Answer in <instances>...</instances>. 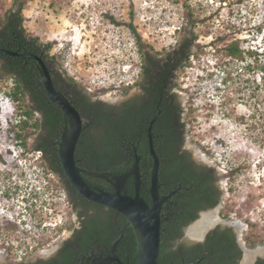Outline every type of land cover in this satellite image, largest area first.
Instances as JSON below:
<instances>
[{"label": "rangeland", "instance_id": "374dc122", "mask_svg": "<svg viewBox=\"0 0 264 264\" xmlns=\"http://www.w3.org/2000/svg\"><path fill=\"white\" fill-rule=\"evenodd\" d=\"M15 8L14 0H0V18ZM22 15L26 33L49 44L48 55L66 76L108 101L140 71L132 28L142 49L165 52L192 27L193 54L174 80L184 96L189 145L225 173L228 205L244 219L242 236L264 241V0H24ZM233 40L242 58L224 54ZM12 85L11 78L0 79L4 259L27 256L22 251L30 247L53 251L77 222L57 177L32 149L33 138L23 147L16 137L30 100L14 101Z\"/></svg>", "mask_w": 264, "mask_h": 264}, {"label": "trees", "instance_id": "16d2710c", "mask_svg": "<svg viewBox=\"0 0 264 264\" xmlns=\"http://www.w3.org/2000/svg\"><path fill=\"white\" fill-rule=\"evenodd\" d=\"M23 4L24 0H14L16 8L8 10L0 18V47L19 53L35 54L43 49L48 55L49 44L41 43L37 37L29 35L24 29ZM190 25L193 26L194 23H190ZM132 31L141 55L140 69L142 68V79L146 82L144 87L152 89L155 93L156 89L163 88L165 90L170 77L175 78L180 67L193 54L196 40L193 28L191 27L171 50L165 52L154 51L149 45L142 49L141 37L134 28ZM223 49L224 54L228 57L242 58L238 40L230 41ZM171 69L175 70V74H169ZM39 72L40 69L35 60L17 58L0 52V79L9 77L13 80L9 95L18 103L24 101L25 96L30 100V104L23 105L19 113L20 119L15 125L18 130L17 139L23 147H27L28 138H33L30 144L32 149L42 154L44 167L50 169L51 173L63 174L58 147L65 115L51 110L46 104L42 82L39 81ZM68 78L78 91L83 88L77 81ZM139 83L142 85V81ZM173 86L175 87V82ZM175 97L176 101L178 99L175 104H179L178 108L182 109L179 92H175ZM141 100L142 98L132 102L125 100L119 106H111L101 100L87 101L85 105L93 112V115L86 119L93 124L87 126L82 133L80 141L76 145L74 157L75 159L80 158L82 166L93 169L95 172L111 171L115 175H121L132 169L135 160L134 148H136L137 154L141 156L139 161L140 193L150 203L149 186L153 160L151 155L147 154V142L142 138L140 140V137L144 135L142 127L139 126L140 119L143 110L147 108L141 107ZM185 124V121L181 122L180 126ZM90 128H93L94 131L89 132ZM169 129L171 133L163 143L162 151L163 156L168 155L173 158L174 153L176 154L175 146L177 144L176 141L174 142V133L176 137L178 132L176 126L175 129L173 127ZM91 135L96 136L95 143L89 141L88 138ZM177 158L163 164V172L166 173L168 182L165 189L170 194L167 201L172 200L180 203L178 208L172 206L171 214L167 215L169 219L161 222L157 264H238L242 251L235 242L236 235L230 234L232 232L229 227L222 230L221 234L207 235L203 242L196 243L190 248L175 244V239L181 234L182 228L196 217V213L192 212L193 195L187 191L188 189L182 188V186L192 187L193 180L188 167L179 166ZM98 180L100 183L105 182L101 177ZM67 183L69 182L67 181ZM59 184L61 186V183ZM125 184V192L133 195V174L126 178ZM102 185L106 191H111L110 187H106L103 183ZM178 186L181 188L177 189ZM92 202V207L97 211V215L83 221L82 229L78 230L77 235H71L62 240L58 251L49 257L26 264H90V260L79 261L80 251L86 252L100 246L108 248L114 243H116L117 253L121 259L129 264H134L138 254V239L132 224L130 223L126 227L128 219L124 215L118 223L115 222L112 219L114 209L108 207L105 210L103 209L105 206L102 204ZM78 214L80 216L81 212ZM120 233L123 235H119ZM245 241L248 248H254L264 242L256 240L252 235H245ZM3 264L25 263L23 261H7ZM257 264H264V258L259 259Z\"/></svg>", "mask_w": 264, "mask_h": 264}, {"label": "flooded vegetation", "instance_id": "af4514ba", "mask_svg": "<svg viewBox=\"0 0 264 264\" xmlns=\"http://www.w3.org/2000/svg\"><path fill=\"white\" fill-rule=\"evenodd\" d=\"M35 54V53H34ZM39 56L43 59L47 68L49 69L51 80L55 91L63 98H65L70 104H72L76 110L79 112L81 120H82V129L79 135L77 143L80 141V137L87 126L93 124V122L87 120V117H91L93 112L88 109V106L85 105L87 101H98L101 100L108 105L111 106H119L123 101L128 100L130 102L136 101L137 99L142 98L141 107H147L143 110V115L140 119V127H142L144 131V135L140 137L147 142L148 144V152L149 150V133L151 135L152 143L154 151L159 159V166H158V192L160 196L165 197L161 204L160 208V216L161 222L162 220H168V214H171L172 206L178 208V201L168 200L169 193L168 190L165 189L167 182V175L163 172V164L164 162L169 163L175 157H178L177 160L179 161L178 164L182 168L187 166L188 171L190 172V177L193 180L192 187L182 186L185 190L189 191L193 195V204H192V212L196 213V217L193 218L187 225L182 228V232L180 235L177 236L175 239V244L177 246H183L185 248H190L192 245L196 243L203 242L207 235H215L221 234L222 230L229 227L231 228L230 234L236 235L235 242L237 246L241 249V257L238 261V264L244 258L245 251H251L253 248H248L245 241V236H242L241 229H243L244 222L242 219V214L240 209L235 207L234 205H228L227 195L228 188L225 185L224 179L225 173L221 169H219L215 163L211 162L210 160L204 158L200 155L199 152L195 151L194 147L189 145L188 136H187V125L180 126L181 122H184L183 115H184V96L179 93L181 99V107L179 109V104H175L178 102L176 101L175 92H178L175 87L173 86L174 77H170L169 82L166 84L165 90L156 89V93L153 92L152 89H146L144 86L146 82L142 79V68L140 69V74H138L136 80H134L133 84L130 86L125 87L124 89H119L117 97L113 101L106 100L102 95H99L98 92H91L87 91L84 87L78 91L74 85L69 81V78L66 76L64 71L61 69L60 65L56 62V60L52 56H48L45 54V50H39ZM37 54V55H38ZM37 62V61H36ZM37 65L40 69L39 72V81L42 82L43 91L45 93L46 104L51 108L53 111H58L64 114L63 118V129L60 134V140L64 133H68L69 131V120L67 115L57 106L52 104L49 98L46 95L45 88L43 85L42 77H41V67L37 62ZM38 69V68H37ZM175 74V70L171 69L169 74ZM142 81L141 83H139ZM35 104V103H33ZM182 110V111H181ZM177 127L178 134L175 137L174 133V142L176 141L177 144L175 146L176 154L174 153L173 158L171 156H163V143L168 138L170 132V127L175 129ZM150 127V131H149ZM93 128L89 129V132H93ZM175 131V130H173ZM181 131V134H180ZM89 141L95 143L97 141L96 136L91 135L88 138ZM60 142V141H59ZM77 145V144H76ZM76 150V148H75ZM135 150L134 148V158H135ZM137 153V151H136ZM75 154V152H74ZM138 155V154H137ZM139 156V161L141 156ZM152 160L153 156L151 155ZM172 159V160H171ZM135 162V160H134ZM133 162V164H134ZM76 166L80 170V174L85 182L91 185L94 189H102L105 190V187L102 185H106V187H110V190H113V184L116 181V177L120 176L113 174L111 171H102V172H95L93 169H89L86 166H82V160L80 158L75 159ZM139 163V162H138ZM133 166V165H132ZM140 169V167H139ZM50 171V169H48ZM152 170V169H151ZM130 170L126 171L123 174H127ZM51 172V171H50ZM54 176L58 179V184L61 183L62 190L66 195L67 200L69 201L70 208L75 214L77 218L76 223H72V227L69 233H64L68 235L59 241L56 245V248L50 252H43L39 251L36 247H30L29 251H22L23 254H29L27 256H19L18 258L13 259H4L3 257L6 254L7 248H4L3 251H0V263H5L7 261H14V262H21L23 261L25 264L30 262L33 263L37 260L45 259L50 255L56 253L60 248L62 240L65 238L70 237L71 235H77L78 230L82 229L83 221L91 219L92 216L97 215V211H95L92 207V200L82 199L84 197L81 195L69 182L68 178L66 177L65 173L60 174L53 172ZM84 174V175H83ZM141 175V171H140ZM100 177L105 181L100 183ZM196 182L194 183V181ZM67 181L69 183H67ZM126 183V182H125ZM60 185V184H59ZM126 185V184H125ZM181 188L178 186L177 189ZM106 191V190H105ZM174 191V190H173ZM176 191V190H175ZM226 200V201H225ZM95 202V201H94ZM81 203V204H78ZM150 204V203H149ZM105 206V205H103ZM106 207V208H105ZM103 207V209L107 210V206ZM110 209V207H109ZM113 209V208H112ZM233 209V211H232ZM81 212V215L78 216ZM124 217L120 212L114 211V219L115 222L118 223L120 219ZM206 217V218H205ZM204 219L205 221V228L203 232L199 236H194L189 233L190 227L196 223L200 219ZM129 222H126V227L129 226ZM125 227V228H126ZM85 230V228H84ZM119 235H123L120 233ZM113 245L110 247L100 246L91 248L89 251L83 252L80 251L79 253V261L82 262L83 260H90V264H119L112 257L118 258L123 264H129L125 262L117 253L116 245L115 249H112ZM257 247V246H255ZM254 247V248H255ZM264 258V251L260 253L254 254L253 264H257L259 259ZM24 259V260H23Z\"/></svg>", "mask_w": 264, "mask_h": 264}, {"label": "water", "instance_id": "95a60500", "mask_svg": "<svg viewBox=\"0 0 264 264\" xmlns=\"http://www.w3.org/2000/svg\"><path fill=\"white\" fill-rule=\"evenodd\" d=\"M0 52L17 58L33 59L38 62L41 67V77L47 97L52 104L60 108L67 115L69 120V131L67 134L64 133L62 135L59 142L58 153L64 173L70 184L87 199L113 208L122 213V215L128 219V222L132 224L138 239V254L134 264H157L160 249V208L165 197L160 196L157 189L159 159L154 151L150 133L149 150L153 156V166L149 186L150 204L140 193L141 179L138 163L139 156L137 155L136 150L135 162L132 169L127 174L115 178L116 181L113 184V190L105 191L102 189H94L82 178L80 170L75 163L74 152L82 129L80 114L72 104L55 91L49 69L43 59L34 53H19L18 51L1 47ZM130 174L134 175L133 195H129L125 192L126 178ZM115 245L116 243L113 244L112 249H115ZM254 249H259L260 252L264 251V247ZM246 252L250 251H245V253ZM111 259L116 260L119 264H123L116 257H112ZM253 260L254 256L252 258V264Z\"/></svg>", "mask_w": 264, "mask_h": 264}, {"label": "bare ground", "instance_id": "6f19581e", "mask_svg": "<svg viewBox=\"0 0 264 264\" xmlns=\"http://www.w3.org/2000/svg\"><path fill=\"white\" fill-rule=\"evenodd\" d=\"M206 218V217H205ZM205 220L202 218L200 220H198L196 223H194L190 229H189V233L191 235H194V236H199L204 228H205ZM261 248V247H260ZM260 252L259 249H254V250H251L250 252H246L245 255H244V258L241 262V264H252V258L254 256V254Z\"/></svg>", "mask_w": 264, "mask_h": 264}]
</instances>
